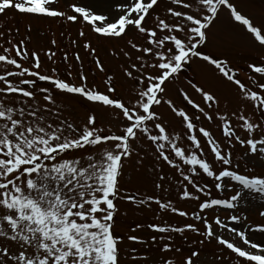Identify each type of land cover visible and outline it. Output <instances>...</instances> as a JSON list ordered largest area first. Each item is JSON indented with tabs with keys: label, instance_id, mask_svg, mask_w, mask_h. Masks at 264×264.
Segmentation results:
<instances>
[{
	"label": "snow or ice",
	"instance_id": "snow-or-ice-1",
	"mask_svg": "<svg viewBox=\"0 0 264 264\" xmlns=\"http://www.w3.org/2000/svg\"><path fill=\"white\" fill-rule=\"evenodd\" d=\"M58 3L59 0H0V15L14 10L22 16L62 22L78 23L82 19L102 40H123L135 29L146 45L140 46L134 39L126 41L132 50L140 53L135 60L131 51L120 50V56L127 57L121 71L132 85L126 102L117 94L111 75L104 81L105 93L88 85L79 53L75 59L80 64L82 83L77 86L61 78L55 68L51 75L43 74L39 52L30 53L27 48L30 36L13 43L9 32L6 43L12 47L0 44L6 53L0 54V70L4 73L0 74L3 85L0 86V264H121L123 250L120 246L125 237L116 233L120 200H127L141 209H151L155 204L162 213L188 218L189 213L177 208L171 199L162 202L154 196L138 198L122 194L121 186L126 183L125 162H130L135 155L138 163L143 164L144 157L137 151V142L145 138L151 142L148 147L153 149L155 162H160L159 168L155 162L152 166L158 179L156 189L170 193L174 188L178 200L197 201L199 209L192 214L194 222L183 227L148 224L147 227L158 234L151 237V245L163 253L181 252L174 240L176 236L186 239L184 234L190 231L204 237L199 241L201 245L215 240L230 250L236 258L233 264L237 261L238 264H264V224L252 227L247 224V215L238 214L251 200L258 201V206L264 208V171H258L264 169V83L249 76L255 90L246 86L226 61L202 51L207 46L214 22L225 9L231 21L243 26L264 48L262 28L254 26L231 0H198L199 8L194 13L191 9L196 0H170L177 7H169L167 12L176 20L170 24L167 18L156 16L152 29L145 26L146 18L159 7L160 0H122L115 13L73 4L70 8L74 14H68L55 7ZM27 31L31 32V25ZM79 36L86 37L85 31L81 29ZM51 43L55 46L57 41L53 39ZM83 47L90 55H96L97 48H93L91 42ZM13 48L19 61L10 55ZM46 55L52 60L57 53L48 51ZM112 56L119 59L116 52ZM69 59L65 53L63 61L67 63ZM196 59L214 65L227 81L238 86L241 99L253 104L251 117L244 111L219 114L216 97L193 84L209 102L208 107L212 109L209 114L187 92L179 90L196 113L213 124L216 119L222 122L218 125L222 131L220 140L209 129L197 127L201 115L190 116L178 109L171 99H166L169 86L174 87L181 76L191 70ZM94 62L99 71L106 72L99 58ZM248 67L264 78V66L250 63ZM67 75L75 79L71 65ZM76 98L78 103L88 104L92 112L82 128L64 115V102ZM40 99L45 102L43 105ZM162 104H167L182 118L190 151L180 145L184 133L173 135L175 130L170 132L162 114L156 111ZM97 106L115 110L112 115L119 121L118 132H108L98 124ZM233 116L242 122L239 128L232 124ZM239 129L243 130V136ZM205 144L213 154L212 160L207 158ZM165 164L182 178L176 180L175 185L163 172ZM165 182L169 187H165ZM212 187L219 193L234 194L230 198H211ZM200 194L210 199L202 200ZM218 209L233 211L231 226L218 215L214 223H210L203 214L206 210L215 213ZM259 217L264 218V210L259 211ZM198 225H203L204 230ZM214 225L221 230L219 233ZM237 225L241 227L238 229ZM143 228V224H137L132 231ZM245 228L252 234H260L261 241L250 239ZM227 234L239 237L246 248L231 242ZM127 240L149 244L148 240L135 235L128 236ZM136 251L131 249L132 253ZM199 256L200 252L193 250L183 264H197ZM139 258L132 256L133 260ZM143 259L147 261L148 256ZM162 264H174V261L169 258Z\"/></svg>",
	"mask_w": 264,
	"mask_h": 264
},
{
	"label": "rangeland",
	"instance_id": "rangeland-1",
	"mask_svg": "<svg viewBox=\"0 0 264 264\" xmlns=\"http://www.w3.org/2000/svg\"><path fill=\"white\" fill-rule=\"evenodd\" d=\"M121 2L122 0H59V3L55 5V7H57L58 10L68 12V14H74L72 13L70 6L73 4H84L97 11L115 13ZM231 2L237 5L238 11L253 21L254 26L261 27L262 35H264V0H231ZM169 7L177 6L172 5L170 0H160L159 7L152 12L150 18H146L147 24L145 26L152 29L156 22V16L167 18L170 24L173 23L176 18H172L168 14L167 8ZM198 8L199 4L198 0H196L191 12L194 13ZM29 25H31V32L27 31ZM17 29H19L18 33L16 32ZM81 29L86 33V37L84 38L79 36ZM9 32H11L13 43H18L20 40H26L29 36L31 37V40L27 43V48L30 53L33 51L39 52L42 61L43 74L51 75L52 69L55 68L58 70L61 78L79 86L82 83L79 79L80 64L75 59V55L79 53L83 60L84 73L88 76V85L90 87L97 88L101 93H105L107 85L104 81L107 75H111L116 82L117 94L124 101L127 102L129 100L128 92L131 90L132 85L129 79L121 71V67L123 66L122 62L127 61V57L120 56V50L125 49L131 51L133 60H135L136 56L140 55V53H136L126 43L128 39H134L138 45H146V41L135 29L130 31L128 36L123 40H102L98 38L97 34L92 32L91 25H87L82 19L78 23L62 22L60 19L42 18L31 15L22 16L14 10H9L6 15H0V36L3 37L0 38V44H3L4 47H12V45L6 43V40L9 38ZM53 39L57 41L55 46L51 43ZM73 41H76V43L74 44ZM88 42H91L93 48H97L95 56L90 55L84 49L83 45ZM48 51H55L57 55L53 57L52 60H49L46 55ZM202 51L211 54L214 58L226 61L228 67L237 73L238 78L241 82L245 83L246 86L255 90V86L249 80V76H252L260 83H264V78H260L259 74L252 73L251 69L248 67L250 63H255L257 66H264V48H261L254 36L247 33L243 26L231 21L227 9H225L222 14H220L218 20L214 22V26L211 28L209 34L207 46L202 49ZM113 52H116L119 59L112 56ZM65 53H67L70 58L67 63L63 61ZM0 54H6L4 53L3 48H0ZM10 55L19 61V57L15 56L14 48ZM96 58L101 60L106 72H101L96 67L94 62ZM20 62L24 63V66L30 67V64L23 61ZM32 63H34V60ZM69 65H71V70L75 79L67 75ZM11 70L15 71L16 69L11 68ZM0 74H4L2 70H0ZM10 79L15 80V78ZM189 81H191V83ZM193 84L203 88L205 92L213 94L216 97L219 101V114L228 115L233 112L244 111L246 115L251 117V114L254 111L253 104L241 99L238 86L227 81L223 74L216 69L214 65H209L207 62L198 59L194 60L191 70L184 73L175 83L174 87L171 85L169 86L166 99H171L178 109L185 110L190 116L194 113L201 115V120L196 122L197 127L209 129L213 132L217 140H220L222 137V131L218 127L222 122L219 119H216L214 124L207 121L202 114L196 113V110L183 99V95L179 91L180 89H183L195 103L203 107L209 114H212V109L208 107L209 102L204 100L202 94L196 91ZM0 86L3 85L0 84ZM45 86L51 87V85ZM77 100L78 98H76V100H68L64 102V115L67 116L71 122L76 123L78 127L82 128L87 117L92 114V112L88 104L78 103ZM40 103L43 105L45 102L40 99ZM212 105L213 108L216 107L215 101L212 102ZM113 111L115 110H104L99 106L95 108L98 124L103 126L108 132H118L117 125L119 121L112 115ZM156 111L162 114L163 122L166 125H169V131L171 132L173 129L175 130V132H172L173 135L181 134V132L184 133L180 145L190 151V141H187V130L183 128L181 123L182 118L176 116L167 104H162V106L157 107ZM241 123L242 122L237 121L234 116L232 117V124L234 126L239 128ZM149 127H151V125H149ZM153 131L155 132L156 130L153 129ZM239 131L243 136V130L239 129ZM197 134L199 136V133ZM199 138L202 143H204V138L202 136ZM150 143L151 142L147 141L146 138L142 142H137L139 145L137 151H139L141 157H144L143 164L138 163V158L135 155L131 158L130 162H125L126 183H123L121 186L122 194L134 195L138 198L154 196L162 199V202H167L171 199L177 208L187 211L189 216L188 218H182L174 213H162L155 204H152L151 209H148L147 207L141 209L127 200L118 201L120 215L117 218L116 233L119 236L125 237L124 243L120 246L123 250L121 254V264H162V261L169 258L173 259L174 264H183V260L186 259L193 250H198L200 252L197 264H233V261L236 258L230 250L219 245L215 240L211 243L206 241L205 244L201 245L199 241L204 239V237L190 231H187L184 234L186 239L176 236L174 240L175 245L181 248V252L163 253L159 251L155 245H151V237L158 234L149 229L147 227L148 224L154 223L163 225L164 223H167L183 227L186 224L194 222L192 214L199 211V209L197 201L178 200L174 188L170 193H164L162 190L156 189L155 183L158 182V179L152 171L155 158L152 155L153 149L148 147ZM237 147L239 148V145H237ZM205 151L208 152L207 158L212 160L213 154H211L210 149H208L206 144ZM155 163L159 168L160 162ZM241 170L243 171V169ZM258 171H264V169ZM163 172L167 174L170 180H172L173 185H175L176 180L182 179L166 164L163 165ZM201 183H203V181H201ZM208 183L211 187V180H209ZM165 187H169L167 182H165ZM189 187L195 194V190L191 189V186ZM232 194L234 193H219L214 187H212L211 198H230ZM200 195L202 200L210 199L204 197L203 194ZM261 210H264V208L258 206V201L251 200L241 207L238 214L247 215V224L255 227L264 224V218L259 217V211ZM203 214L207 216L210 223H214V218L218 215L222 221L231 226L230 216L233 214L232 210L218 209L215 213L206 210ZM137 224H143L144 228L133 232L132 228ZM198 226L201 228V231L204 230L203 225ZM214 227L216 226L214 225ZM236 227L239 229L241 226L237 225ZM216 231L219 233L221 230L216 227ZM245 231L250 239L257 242L261 241L260 234H252L247 228H245ZM132 235L148 240L149 244L140 245L127 240V237ZM227 238L231 242L237 243L239 246L246 248L239 237L227 234ZM222 248L223 251H221ZM131 249H136V253H132ZM133 255L140 258L133 260ZM144 256H148L147 261L143 259ZM221 257H223L222 261Z\"/></svg>",
	"mask_w": 264,
	"mask_h": 264
}]
</instances>
